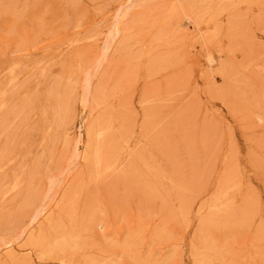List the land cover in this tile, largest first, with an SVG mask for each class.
I'll return each mask as SVG.
<instances>
[{"label":"rangeland","instance_id":"rangeland-1","mask_svg":"<svg viewBox=\"0 0 264 264\" xmlns=\"http://www.w3.org/2000/svg\"><path fill=\"white\" fill-rule=\"evenodd\" d=\"M0 264H264V0H0Z\"/></svg>","mask_w":264,"mask_h":264},{"label":"bare ground","instance_id":"bare-ground-1","mask_svg":"<svg viewBox=\"0 0 264 264\" xmlns=\"http://www.w3.org/2000/svg\"><path fill=\"white\" fill-rule=\"evenodd\" d=\"M114 33V32H113ZM114 37V36H113ZM91 153V152H90ZM87 159V158H86ZM85 160V159H84ZM31 226V225H30ZM63 241V240H62Z\"/></svg>","mask_w":264,"mask_h":264}]
</instances>
